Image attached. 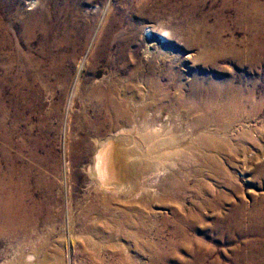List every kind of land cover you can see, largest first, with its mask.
I'll list each match as a JSON object with an SVG mask.
<instances>
[{"label":"rangeland","instance_id":"rangeland-1","mask_svg":"<svg viewBox=\"0 0 264 264\" xmlns=\"http://www.w3.org/2000/svg\"><path fill=\"white\" fill-rule=\"evenodd\" d=\"M23 1L28 8V0ZM74 1L91 24L76 58L46 70L27 87L14 85L20 96L31 95L10 118L0 116L13 145L24 146L22 162L45 178L39 199L45 209L35 226L0 234V264H264V234L249 231L257 223L251 214L264 213V104L255 115L246 110L243 126L218 133L226 118L202 108L194 95L218 86L255 90L257 101L264 100V55L254 53L251 27L235 8L243 0L231 5L230 0ZM255 3L264 6V0ZM24 19L14 18V43L41 59L42 36L28 45L16 36ZM14 89L4 87L7 107ZM123 96L132 100L124 107L132 117L141 112L149 119L155 113L166 116L175 136L182 134L187 142L195 138L193 122L207 119V132L224 150L215 154L217 166L198 174L195 153L174 157L170 174L177 181L170 193L156 194L140 189L139 170L132 167V182L122 188L127 193L117 194V206L106 204L103 194L109 187L87 169L95 167L99 143L115 131H130L105 106ZM244 133L250 139H241ZM130 137L125 150L112 148L122 165L133 163L124 151L145 149L135 132ZM11 153L16 156V149ZM110 191L105 195H116ZM202 200L221 208L223 219L236 206L244 207L232 225L237 231L223 222L215 234L211 227L217 221L204 210V223L195 231L186 227L189 242H182L173 221L196 213ZM171 241L182 247H168ZM197 242L200 249L194 247Z\"/></svg>","mask_w":264,"mask_h":264},{"label":"bare ground","instance_id":"bare-ground-1","mask_svg":"<svg viewBox=\"0 0 264 264\" xmlns=\"http://www.w3.org/2000/svg\"><path fill=\"white\" fill-rule=\"evenodd\" d=\"M256 1L243 0L235 8L239 10V16L244 19L242 21L251 27V43L254 53L264 55V6L256 5ZM231 3L232 0L229 1L230 5ZM23 4V0H0V116L2 119L10 118L11 111L17 112L20 104H23L25 99H29L31 95L28 94L24 97L22 94L20 96V92L14 89V85L19 87L20 90L22 87L29 86L30 82H34L38 75L44 74L46 70L54 71L63 66L66 61L71 62L79 49V42L91 31V24L83 20V13L76 7L74 0H28L26 3L28 8H24ZM37 8L40 9L36 11ZM34 10L36 12L29 14L30 11ZM19 16L26 19H24L22 26L19 25L17 38L24 45H28L37 36H42L41 59L36 58L30 52H22L18 48L19 46L15 45L13 40L15 38L14 18L19 19ZM147 33L150 35L152 31H147ZM163 33L165 32L160 35L161 40H164ZM68 50L72 52L73 56L69 57L64 54ZM49 62H51L50 65L45 64ZM56 63L58 64L55 65ZM64 70L67 71L66 68ZM5 86H11L14 89L13 96L10 98V107L6 106L4 100ZM217 87L209 90H195L194 95L201 102L202 108H208L226 118L225 127H218V133L229 132L234 126H243V118L247 114L246 110L250 109L251 114L255 115L257 110L264 104L263 99L257 101L255 90H221L220 87ZM96 92L98 96L103 95L102 92ZM158 92H162L164 96L166 94L165 90H159ZM130 100V97L123 96L110 98L107 101L105 106L108 112L115 113L116 118L124 123L121 127H129L130 131H115L113 135L107 137L106 141L108 143L106 141L99 143L95 151V167L92 168V171L90 167L87 169V171L92 172L93 177L104 180V186L107 185L109 191L111 190L112 194H116L108 197L105 193L109 191H106L103 194L106 204L117 206L119 204L115 201L117 194L127 193V191H122L124 190L122 188L125 184L129 186L132 182V167H137L139 170L138 178L142 186H140V189L145 193L151 191L156 194L158 191L170 193L177 181L176 176L170 174L171 159L174 157H183L186 154L195 153L194 164L198 168V174L205 169L209 170L217 166L218 162L215 154L224 150H222L223 147L219 148L217 146L218 138L207 132V126H209L207 119L193 122L194 127H196L195 138L194 141L187 142L182 134L180 138L175 136L166 116L155 113L149 119L146 113L141 112L139 115H136L137 113L133 114L132 117L131 111L124 110L125 105ZM10 108L11 110H9ZM164 117L166 118L164 119ZM136 118H140V120L132 126ZM7 129L5 125L0 124V141L4 142L3 146L0 147L1 235L6 229L19 233L22 229L35 226L39 220L40 212L45 209L39 200L45 178L40 172H33L32 167L22 162L20 152L24 150V146L21 144L13 145ZM132 132H135L142 140L145 149L143 152L140 151L139 154L124 151L128 155H126V159L131 158L133 163L122 165L121 158L117 156L118 154H115V151H112V148L116 146L119 148L127 147L130 144V134ZM248 137L245 133L240 135L241 139H250ZM223 146L226 147V145ZM13 148L16 149V156L11 153ZM36 159V156L33 157V160ZM164 174L167 175V178L160 180ZM103 184L100 186L104 188ZM34 192H37L39 198L36 197ZM170 201L171 199L166 198L165 205H168ZM146 202L147 199L142 204ZM240 207L236 206L234 212L228 218L223 219L221 212L218 213L221 208L217 210L211 200H202L197 204L196 213L191 216L182 215L174 219L173 224L176 228V234L183 239L182 242H189L185 228L194 229L195 231L197 224L204 223V217L201 214L204 210H210L217 221L211 227L212 232L217 234L222 225L221 223L224 222L226 225H231L229 228L234 233L237 230L232 225L238 221L236 218L240 216L244 208ZM262 212L263 210L256 209L251 214L252 222H257L254 223L255 230H249L252 233L254 231L257 234H264V213L260 215ZM226 221H229L230 224ZM196 244L198 246L194 247L200 249V243L197 242ZM167 245L168 247L177 246L173 241L167 243ZM177 247H180V245L178 244Z\"/></svg>","mask_w":264,"mask_h":264}]
</instances>
